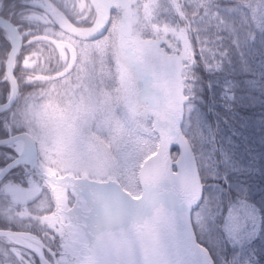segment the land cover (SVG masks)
Segmentation results:
<instances>
[{
  "label": "snow or ice",
  "instance_id": "6c2138e0",
  "mask_svg": "<svg viewBox=\"0 0 264 264\" xmlns=\"http://www.w3.org/2000/svg\"><path fill=\"white\" fill-rule=\"evenodd\" d=\"M257 105L264 0H0V264H264Z\"/></svg>",
  "mask_w": 264,
  "mask_h": 264
},
{
  "label": "trees",
  "instance_id": "16d2710c",
  "mask_svg": "<svg viewBox=\"0 0 264 264\" xmlns=\"http://www.w3.org/2000/svg\"><path fill=\"white\" fill-rule=\"evenodd\" d=\"M264 111L259 105L253 113V120L247 128H241L242 136L235 138L236 151L238 155H242L246 160L255 157L259 167H264V129L259 125V113ZM253 185L256 190V198L260 199L261 190H264V176L259 173L252 178Z\"/></svg>",
  "mask_w": 264,
  "mask_h": 264
}]
</instances>
